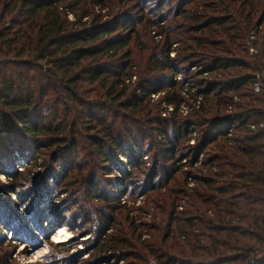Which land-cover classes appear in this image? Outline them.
<instances>
[{
  "label": "trees",
  "instance_id": "obj_1",
  "mask_svg": "<svg viewBox=\"0 0 264 264\" xmlns=\"http://www.w3.org/2000/svg\"><path fill=\"white\" fill-rule=\"evenodd\" d=\"M263 72L264 0H0V173L19 180L27 211L34 196L89 187L105 264H264ZM147 131L166 145L143 168ZM85 145L96 160L80 158ZM43 151L39 190L23 197ZM99 159L130 184L104 194ZM137 169L161 214L119 227L136 208L116 189L127 196Z\"/></svg>",
  "mask_w": 264,
  "mask_h": 264
},
{
  "label": "rangeland",
  "instance_id": "obj_2",
  "mask_svg": "<svg viewBox=\"0 0 264 264\" xmlns=\"http://www.w3.org/2000/svg\"><path fill=\"white\" fill-rule=\"evenodd\" d=\"M155 39L157 42L160 40L157 36H155ZM146 42V44H153L149 36L146 38ZM251 51L253 52V50ZM137 79V76H135L133 80L137 81ZM185 98L190 99L189 94H185ZM157 99L158 97L154 100ZM162 106L167 105L163 103ZM166 113H168L167 110ZM163 137V134L147 131L146 148L143 149V152L146 156H152L146 160L143 168L150 167L153 154L155 156V154L160 152L162 146L166 145V143H161ZM85 148V151L82 149L80 158L84 162H91L92 159L96 160L89 147L85 145ZM149 149L150 151H148ZM51 154L52 151L50 153L43 151V155L37 161H32L28 165V167L31 166V169L36 174H32L34 180L30 185L19 187L23 197L27 196V192L30 190L38 192L41 183L40 176L45 170V167L41 165L48 162ZM28 158L25 161L19 160L15 162L19 170L22 169L21 167L27 166L29 162ZM119 159L126 164L128 163L126 157L121 156ZM96 162L101 165L98 179L99 188L104 194H109L115 183L116 187L121 189L130 184V182L123 184L119 181L121 173L116 170L115 166H111L109 162L106 163L100 159ZM127 169L131 170L129 164H127ZM189 170L190 167L184 165L181 171L177 172L175 178L182 182V174ZM76 178L74 176L72 180L75 181ZM131 179H134V184L129 188L127 196L122 194L121 189L116 190L118 193L120 192L121 204L133 206L136 209L129 212L126 210L123 215L117 216L120 223L116 225L127 228L132 221H135L138 227H140V224H144L146 225L145 228H147V225L155 222L154 215L156 213L160 215L161 210L151 202L156 196L152 195L155 192L150 191V193L144 194L149 187V183L142 170H135ZM17 182L19 180L16 178L14 179L12 176L9 178L5 174L0 173V188L1 186L5 187V191L1 190L0 192V217L2 216L0 219L7 221L9 226L15 229L4 228L0 224V264H83L87 260L94 258H100L99 264L105 263V259H101L105 253L95 248V244L99 240V236H101V232L105 226L98 209L104 210L105 208L104 204L98 203L94 197H91L92 192H90L89 187L87 189L79 187L80 184H76L69 186L68 189L64 186L63 189L61 187L58 191L53 190V195H49L48 198L41 200H39L38 196H34L29 205L27 204L29 206V211H27L25 210L24 203L19 204L20 198L12 194L14 193L12 187ZM33 183L35 184V189H33ZM190 185L192 186L193 183ZM177 188L179 187L177 186ZM123 199H125V203H123ZM183 204L184 201L180 203V205ZM139 208L140 212H138ZM17 223L20 227H13ZM56 225L65 227L70 233V237L61 236L57 240L62 241L69 238L70 240L65 242L53 241L51 236L56 233V229L54 228ZM114 231L115 228L106 232V235L116 234L117 232ZM59 243L64 244V246H57L56 244ZM154 263L156 264V262Z\"/></svg>",
  "mask_w": 264,
  "mask_h": 264
},
{
  "label": "built area",
  "instance_id": "obj_3",
  "mask_svg": "<svg viewBox=\"0 0 264 264\" xmlns=\"http://www.w3.org/2000/svg\"><path fill=\"white\" fill-rule=\"evenodd\" d=\"M255 36L252 35V38H254ZM184 78L183 73L181 72H176L174 73V79L175 80H182ZM254 89L256 92H261L262 90H264V72L260 75L257 76L256 81L254 83ZM167 110H172L173 106L172 105H167L165 106ZM183 112L186 114L188 113V108L187 107H183ZM233 129V128H232ZM232 129H228L227 132L229 135H231L233 133ZM192 144L195 143V140L193 139L191 141ZM123 203H125V199L122 200ZM105 264V263H104ZM151 264H155L154 262H152Z\"/></svg>",
  "mask_w": 264,
  "mask_h": 264
},
{
  "label": "bare ground",
  "instance_id": "obj_4",
  "mask_svg": "<svg viewBox=\"0 0 264 264\" xmlns=\"http://www.w3.org/2000/svg\"><path fill=\"white\" fill-rule=\"evenodd\" d=\"M68 234H69V235H68ZM61 236H65V237L67 236V237H70V233H69V231L66 230V228L63 227V226H60V227L56 230V233H54V235L51 236V238H52L53 241H55V242H65V241L70 240V238H69V239H64V240H62V241L57 240L58 237H61Z\"/></svg>",
  "mask_w": 264,
  "mask_h": 264
},
{
  "label": "water",
  "instance_id": "obj_5",
  "mask_svg": "<svg viewBox=\"0 0 264 264\" xmlns=\"http://www.w3.org/2000/svg\"><path fill=\"white\" fill-rule=\"evenodd\" d=\"M58 228H59V227H58ZM58 228H57V229H58Z\"/></svg>",
  "mask_w": 264,
  "mask_h": 264
}]
</instances>
